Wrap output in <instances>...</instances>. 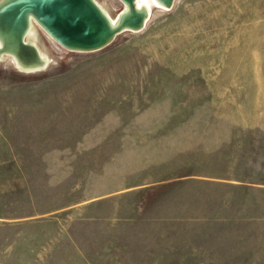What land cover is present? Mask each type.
Returning a JSON list of instances; mask_svg holds the SVG:
<instances>
[{
  "label": "rangeland",
  "instance_id": "374dc122",
  "mask_svg": "<svg viewBox=\"0 0 264 264\" xmlns=\"http://www.w3.org/2000/svg\"><path fill=\"white\" fill-rule=\"evenodd\" d=\"M142 9L0 58V264H264V0Z\"/></svg>",
  "mask_w": 264,
  "mask_h": 264
},
{
  "label": "bare ground",
  "instance_id": "6f19581e",
  "mask_svg": "<svg viewBox=\"0 0 264 264\" xmlns=\"http://www.w3.org/2000/svg\"><path fill=\"white\" fill-rule=\"evenodd\" d=\"M23 1L24 0H0V58L10 57L13 63L23 71H37L47 66L48 59L47 55L38 46L37 35L34 34L31 27V18L38 22L40 21L32 16L33 14L31 12L26 14V10L18 8ZM91 1L101 9L111 24H115L114 17H112L97 0ZM171 1L172 0L122 1L128 11L124 16V24L121 30L137 28L147 21L148 11L142 9L144 3L149 6H159L161 9V7L165 8ZM130 4H132L133 10H130ZM47 35L50 37L49 33H47ZM111 38L108 41H110ZM59 42L73 49H86V47L69 43L61 38Z\"/></svg>",
  "mask_w": 264,
  "mask_h": 264
},
{
  "label": "water",
  "instance_id": "95a60500",
  "mask_svg": "<svg viewBox=\"0 0 264 264\" xmlns=\"http://www.w3.org/2000/svg\"><path fill=\"white\" fill-rule=\"evenodd\" d=\"M18 8L31 12L58 41L61 38L86 49L106 45L121 30L128 11L111 24L91 0H24Z\"/></svg>",
  "mask_w": 264,
  "mask_h": 264
},
{
  "label": "crops",
  "instance_id": "0c3cea01",
  "mask_svg": "<svg viewBox=\"0 0 264 264\" xmlns=\"http://www.w3.org/2000/svg\"><path fill=\"white\" fill-rule=\"evenodd\" d=\"M240 185V184H239Z\"/></svg>",
  "mask_w": 264,
  "mask_h": 264
}]
</instances>
